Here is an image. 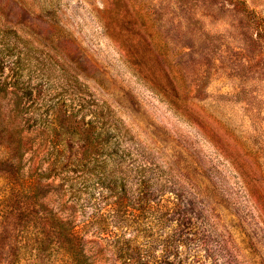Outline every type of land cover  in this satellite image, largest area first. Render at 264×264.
<instances>
[{
	"label": "rangeland",
	"instance_id": "rangeland-1",
	"mask_svg": "<svg viewBox=\"0 0 264 264\" xmlns=\"http://www.w3.org/2000/svg\"><path fill=\"white\" fill-rule=\"evenodd\" d=\"M0 264H264V0H0Z\"/></svg>",
	"mask_w": 264,
	"mask_h": 264
},
{
	"label": "trees",
	"instance_id": "trees-1",
	"mask_svg": "<svg viewBox=\"0 0 264 264\" xmlns=\"http://www.w3.org/2000/svg\"><path fill=\"white\" fill-rule=\"evenodd\" d=\"M4 82L5 81H2V86H3V84H4ZM43 193H45V191L43 190ZM44 195V194H43ZM42 195V196H43ZM42 207H43V209H44V212H46V213H48V214H50V215H53V218H55V216H54V211H53V209L49 206V203H44V201L42 202ZM58 225H60L61 227H63L64 229H65V223L62 221V222H59L58 223Z\"/></svg>",
	"mask_w": 264,
	"mask_h": 264
}]
</instances>
